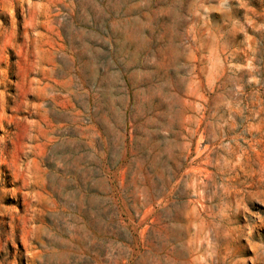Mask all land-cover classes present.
I'll return each instance as SVG.
<instances>
[{
  "label": "rangeland",
  "instance_id": "obj_1",
  "mask_svg": "<svg viewBox=\"0 0 264 264\" xmlns=\"http://www.w3.org/2000/svg\"><path fill=\"white\" fill-rule=\"evenodd\" d=\"M0 264H264V0H0Z\"/></svg>",
  "mask_w": 264,
  "mask_h": 264
}]
</instances>
